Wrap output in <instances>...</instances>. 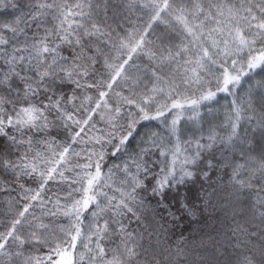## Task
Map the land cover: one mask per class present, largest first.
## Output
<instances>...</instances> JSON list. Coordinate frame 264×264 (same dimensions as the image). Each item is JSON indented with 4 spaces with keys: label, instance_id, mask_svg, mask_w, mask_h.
<instances>
[{
    "label": "snow or ice",
    "instance_id": "6c2138e0",
    "mask_svg": "<svg viewBox=\"0 0 264 264\" xmlns=\"http://www.w3.org/2000/svg\"><path fill=\"white\" fill-rule=\"evenodd\" d=\"M100 4H89L86 14L81 4L0 0V9L14 10L10 18L0 19V89L6 93L0 95V136L12 145L42 143L54 158L37 151L20 163L0 160L39 184L34 194L25 192L29 204L0 232V256L13 264H211L203 241H185L181 233L174 246L154 242L167 238L169 224L200 211L189 195L197 183L195 200L212 205L218 192L211 176L224 166L231 194L250 201L251 218L230 229L235 264H255V241H264V115L257 122L253 99L244 107L234 99L226 136L221 135L224 125L206 130L201 125L188 140H182L178 127L181 114L170 123L161 118L185 108L194 113L190 118L198 117L202 104L220 93L235 96L245 77L251 79L257 69L264 72V0H164L162 8L146 3L143 7L153 8V20L165 11L172 13L173 22L155 42L145 39L147 33L136 40L131 51L142 64L130 65L129 56L118 66L109 63L105 52L116 48L113 31L92 17ZM139 6V0H127L129 10ZM49 17L57 22L52 27ZM29 30H34L31 38ZM119 47L127 45L121 40ZM101 63L111 72L107 90L93 100L87 90L97 87ZM120 81L127 84V95L117 93L109 103L108 92ZM256 96L264 113V92ZM242 118L260 132L255 146L237 132ZM148 120L164 123L165 135L149 133L128 152L136 126ZM101 122L104 129L97 128ZM53 129L63 133L59 151L49 139ZM93 130L100 135L88 136ZM86 136L92 147L76 151L74 145L85 143ZM65 166L75 172L72 183L78 187L63 202L55 193L54 199L42 196L50 181L67 179ZM35 201L43 209L40 216L30 212ZM60 214L69 218V226L57 242L45 235L42 217ZM33 242L46 247V254L25 256V245ZM227 252L214 245L212 255ZM259 252L264 264V242Z\"/></svg>",
    "mask_w": 264,
    "mask_h": 264
},
{
    "label": "trees",
    "instance_id": "16d2710c",
    "mask_svg": "<svg viewBox=\"0 0 264 264\" xmlns=\"http://www.w3.org/2000/svg\"><path fill=\"white\" fill-rule=\"evenodd\" d=\"M20 2L23 3L24 0H20ZM56 2L68 3L69 5L81 4L86 14L89 12V4L96 5V0H56ZM169 2L171 3L172 0H169ZM146 3H150L154 6L160 5L162 8L164 0H139L140 6L131 10L127 7V0H101V4L93 11V20L110 27L113 31L112 39L116 43V48H112L111 46L105 48L107 56L110 57L109 63L118 66L123 60L131 56L132 59L129 60L130 65L142 64L143 60L141 57L138 56L137 53L131 51V48L135 45L139 36L147 33L145 39L155 42L158 36L167 28H170L171 22H173L172 13L161 11L159 19L153 20V8L143 7ZM104 4L107 5L106 8ZM13 11L11 7L0 9V19L10 18ZM55 23L57 22L49 17L48 26L52 27ZM149 24L152 25L151 28L148 27ZM32 31L34 30H29V38H31ZM37 35H40V33H37ZM121 40H123L127 47H119ZM101 47H104V45L102 44ZM0 66H2V64H0ZM98 68L99 71L95 76L98 82L97 87L87 90V94L90 95L93 100L98 98L99 91L107 90L106 83L111 72V69L103 63L98 65ZM134 70V66L129 69V71ZM63 91L65 94H72L71 88L65 87ZM192 91L195 92L196 90L192 89ZM257 92H264V72L260 69H257L255 73L251 74V79L248 77L244 78L241 86L236 90L235 96L220 93L214 101L202 104L198 109V117L190 118L194 117V113L190 108H185L184 110H174L173 113H169L166 117L161 119H166L170 123L177 114H181L178 127L182 140L192 139L193 133L196 132L201 125H203L205 130L208 126L218 127L224 125L226 131L222 132L221 135L226 136L227 132L230 131V129H227V125L229 123V117L232 116V102L234 99L237 100L241 107H244L246 106V102L252 98L257 122H259L261 116L264 115V113L260 112L259 104L257 103ZM117 93L120 95H127V84L124 81H120L119 84H114L113 89L109 90L108 94L111 97L109 103L116 100ZM0 95H6L3 89H0ZM198 95L199 92H196V96ZM129 110L135 115V109L130 108ZM252 114L253 113H246L245 115ZM132 118L133 117H128L127 119L131 120ZM135 118L138 119L139 117L135 116ZM97 128L104 129V124L102 122L97 124ZM165 129L166 125L161 123V121H141L136 126V132L133 134L134 139H131L130 143L127 145L128 152L137 149L141 138H147L149 133L157 132L161 135H165ZM237 132L240 137L246 138L248 143L254 146L257 141L261 140L260 132L257 130L256 125L250 124L246 118L240 120V126ZM98 135H100V133L95 130L88 133V136ZM49 139L53 142V149L59 151L60 149L57 145L62 143L64 139L62 131L60 135H57V130L53 129ZM85 141V143L74 145L76 151L79 152L85 147H92V144L87 142V136L85 137ZM244 146L246 147V145ZM37 151L44 153L47 159H54L52 153L47 151V146L42 143H36L34 141L31 146L27 143L12 145L6 137L0 136V160H11L15 163H20L21 157L27 155L30 160ZM236 153L238 156L239 147H237ZM118 155H120L121 159L124 158L123 154ZM226 159H231V153L228 154ZM115 162L119 163V159ZM48 166L51 167L55 165L50 164ZM69 168L70 166H65V168L62 169L67 179H60L58 177L57 180L50 181L45 191L42 193V196L45 198L53 197L54 199L53 193H55L61 197L63 202L67 193L72 192L74 188L78 187L77 184L72 183V180H74L76 176L74 171L68 170ZM228 172L229 170L226 167L221 166L212 173V188L217 189L218 192L213 198L212 205H205L195 200L200 189V185L197 183L189 195L193 202L200 208V211H197L195 215L192 216L184 215L175 225L169 224L168 228L170 231L167 234V238H161L154 243H157L160 247H166L168 245L174 246L181 242L182 233L185 241H192L196 244L203 241L204 244L207 245L211 264H228L230 260L232 264H235L230 229L235 227L236 223L243 225L246 220L251 218V213L247 207V204L250 203L247 196L237 197L231 194V187L228 183ZM38 188V182L34 181L30 176L21 174L19 170L14 172L12 169L0 165V232L7 231L12 220L29 204L30 199L26 200L24 198L25 192L27 190H32V192H30L31 195L34 194V191ZM205 188H208L207 183H205ZM208 191L211 192L212 189H208ZM73 195L77 194L73 193ZM200 195H203V193H200ZM31 203L32 207L30 208V212L36 216H40L43 211L40 202L35 201ZM45 207L51 208V204ZM234 217L235 219H233ZM29 219H31V217H29ZM42 221L48 226L45 235L50 240L55 239L57 242L59 237L64 235L61 230L69 226V218L62 214L57 216L45 215L42 217ZM87 223L88 222L85 221V224ZM262 242L264 241L259 239L255 241L257 249L255 264H260L259 248ZM214 245L218 247L221 252H223L225 248L228 249V252L222 256L217 255L213 257L212 252ZM78 250L81 252L84 251L79 244ZM24 252L25 256L41 257L46 254L47 248H41L40 245L33 242L32 244L25 245ZM0 264H13V262L8 257L0 256Z\"/></svg>",
    "mask_w": 264,
    "mask_h": 264
}]
</instances>
